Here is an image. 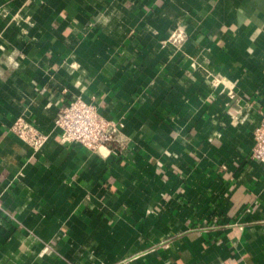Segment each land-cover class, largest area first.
Wrapping results in <instances>:
<instances>
[{
    "label": "crops",
    "instance_id": "1",
    "mask_svg": "<svg viewBox=\"0 0 264 264\" xmlns=\"http://www.w3.org/2000/svg\"><path fill=\"white\" fill-rule=\"evenodd\" d=\"M76 98L122 149L60 143ZM263 119L264 0H0V264H264Z\"/></svg>",
    "mask_w": 264,
    "mask_h": 264
},
{
    "label": "built area",
    "instance_id": "2",
    "mask_svg": "<svg viewBox=\"0 0 264 264\" xmlns=\"http://www.w3.org/2000/svg\"><path fill=\"white\" fill-rule=\"evenodd\" d=\"M185 38L182 30L171 33L170 39L181 42ZM18 118L12 127V132L27 146L37 151L45 143L47 137L34 126ZM59 132V141L63 145L83 146L91 151L100 148L122 146L120 131L124 124L116 123L100 114L97 106L82 98H76L63 107L55 121ZM251 158L264 164V119L254 130V146Z\"/></svg>",
    "mask_w": 264,
    "mask_h": 264
}]
</instances>
